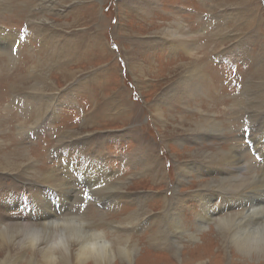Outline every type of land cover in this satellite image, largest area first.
<instances>
[{
  "label": "rangeland",
  "instance_id": "obj_1",
  "mask_svg": "<svg viewBox=\"0 0 264 264\" xmlns=\"http://www.w3.org/2000/svg\"><path fill=\"white\" fill-rule=\"evenodd\" d=\"M263 109L264 0H0L7 224L56 214L62 227L139 244L133 263L109 264H264L237 249L221 256L215 229L225 216L249 225L264 214ZM222 149L242 152L250 170L220 161ZM178 220L190 234L179 236ZM22 252L6 264H28Z\"/></svg>",
  "mask_w": 264,
  "mask_h": 264
},
{
  "label": "bare ground",
  "instance_id": "obj_2",
  "mask_svg": "<svg viewBox=\"0 0 264 264\" xmlns=\"http://www.w3.org/2000/svg\"><path fill=\"white\" fill-rule=\"evenodd\" d=\"M141 3V2H140ZM175 24V23H174ZM176 25V24H175ZM183 25V24H182ZM184 27V25H183ZM187 27V26H186ZM181 29V28H180ZM185 29V28H184ZM189 30V29H188ZM183 31V29H182ZM181 31V32H182ZM185 31V30H184ZM2 33V32H1ZM16 33V32H15ZM179 33V32H178ZM183 33V32H182ZM176 34V32H175ZM191 34V33H190ZM167 35V33H166ZM181 35V34H180ZM192 35V34H191ZM172 36V35H171ZM186 36V34H185ZM189 36V34H188ZM193 37V36H192ZM11 38V37H10ZM184 38V37H182ZM6 39V38H5ZM13 38L12 41H14ZM184 40V39H183ZM11 41V40H10ZM11 41V42H12ZM174 41V40H173ZM185 41V40H184ZM10 42V43H11ZM179 43V42H178ZM177 43V44H178ZM9 44V42H8ZM173 45V44H172ZM185 45V44H184ZM187 45V44H186ZM196 46V44H195ZM193 47V46H192ZM190 55H197L196 51L193 48L188 50ZM196 57V56H195ZM199 65V64H198ZM201 65V64H200ZM200 70V69H199ZM95 72V71H94ZM191 76L186 78L188 83L194 81V76L198 75L197 71V62L193 63V68H191ZM185 73V72H184ZM187 74V73H186ZM201 74V73H200ZM206 75V74H205ZM200 76V75H199ZM80 78V77H79ZM197 78V77H196ZM203 78V77H202ZM201 80V79H200ZM202 81V80H201ZM35 82V81H34ZM197 83V79L195 80ZM250 83V82H249ZM22 84V83H21ZM183 84V83H182ZM200 84V83H199ZM30 85V84H29ZM186 85V83H185ZM189 85V84H187ZM191 86L193 84H190ZM197 85V84H196ZM195 85V86H196ZM45 86V85H44ZM179 86V85H178ZM199 86V85H198ZM204 86V85H203ZM32 87V86H31ZM41 87V86H40ZM173 87V86H172ZM187 87V86H186ZM194 87V86H193ZM200 87V86H199ZM189 88V87H188ZM172 89V88H171ZM203 89V88H202ZM205 89V88H204ZM177 90V89H176ZM200 91V90H199ZM204 91V90H203ZM207 93V92H206ZM202 94V92H201ZM237 94V93H236ZM245 94V93H244ZM174 95V94H173ZM172 96V95H171ZM170 97V96H169ZM168 97V98H169ZM176 98V97H175ZM167 100V99H166ZM171 100V99H170ZM165 102V101H164ZM156 104V103H155ZM252 104V103H249ZM160 106V104H159ZM158 106V107H159ZM196 106V105H195ZM242 106V105H241ZM157 107V106H156ZM254 107V105L252 106ZM224 109V108H223ZM242 109V107H241ZM250 109V108H249ZM252 109V108H251ZM169 110V109H168ZM239 110V109H238ZM264 110V109H263ZM253 111V110H252ZM251 111V112H252ZM250 112V113H251ZM164 113V112H163ZM163 115V114H162ZM254 118V117H253ZM175 119V118H174ZM207 121V120H206ZM253 121V120H252ZM251 121V122H252ZM45 122V121H44ZM205 122V121H204ZM38 123V122H37ZM51 125V124H50ZM204 125V124H203ZM52 126V125H51ZM213 126V125H212ZM210 127V126H209ZM32 128V127H31ZM207 128V126L205 127ZM261 128V127H260ZM221 129V128H220ZM205 130V129H204ZM208 130V128H207ZM206 132V131H205ZM67 133V132H66ZM263 133V132H262ZM264 134V133H263ZM263 134H261L263 136ZM36 135V134H35ZM69 135V134H68ZM34 136V135H33ZM67 136V135H66ZM260 137V136H259ZM262 138V137H261ZM68 140V139H67ZM66 141V140H65ZM264 142V139H263ZM261 143V142H260ZM234 147V146H233ZM237 147V146H236ZM242 148V147H241ZM222 155H220V161L223 160L226 163H229L231 167H235L236 170L247 171L250 170L247 162L245 161L242 152H238L237 149L232 150H223L221 151ZM220 154V153H219ZM24 161H28L26 164L21 163L20 165H29L30 161H32L33 157L30 154H24ZM30 155V157H29ZM218 155V154H217ZM206 157V156H205ZM218 158V156H216ZM215 157V158H216ZM252 159V158H251ZM97 163V162H96ZM179 163V162H178ZM221 163V162H220ZM223 164V163H222ZM19 165V166H20ZM6 166V165H5ZM15 166V165H14ZM179 166V165H178ZM248 166V167H247ZM9 167V166H8ZM13 167V166H12ZM225 167V166H224ZM232 168V169H233ZM7 170V169H6ZM234 170V169H233ZM231 171V170H230ZM243 171V172H244ZM40 173H44L43 171H39ZM49 172V171H48ZM235 172V171H234ZM237 172V171H236ZM251 172V171H250ZM253 172V171H252ZM53 174V173H52ZM188 174V173H187ZM213 174V173H212ZM234 174V173H233ZM240 176V171L238 173ZM256 174V173H255ZM254 174V176H255ZM58 175V174H57ZM245 175V174H243ZM252 175V173H251ZM260 175V174H259ZM49 176V175H48ZM250 176V175H249ZM47 177V176H45ZM244 177V176H241ZM181 177H178V179ZM240 179V177H237ZM237 178L235 180H237ZM252 178V177H251ZM257 178V177H256ZM259 180L264 179V171H262L261 176H258ZM46 179V178H45ZM184 179V178H182ZM220 179V178H219ZM231 179V178H229ZM57 180V179H56ZM185 180V179H184ZM228 180V179H227ZM232 180V179H231ZM70 181V180H69ZM68 181V183H69ZM225 181V180H224ZM230 181V180H229ZM57 182V181H56ZM97 182V181H96ZM99 182V181H98ZM215 182V181H213ZM222 182V181H221ZM233 182V181H232ZM238 182V181H236ZM65 183V182H64ZM95 183V182H94ZM226 183V182H225ZM255 183V182H254ZM228 184V183H227ZM235 184V183H234ZM261 184V183H260ZM263 184V183H262ZM55 186V183H54ZM67 186V185H66ZM65 186V187H66ZM218 186V185H217ZM263 186V185H262ZM261 186V187H262ZM41 187V186H40ZM59 187V186H58ZM171 187V186H170ZM230 187V186H229ZM232 187V186H231ZM244 187V186H243ZM255 187V186H252ZM257 187V186H256ZM124 188V187H123ZM250 188V187H249ZM248 188V189H249ZM264 192V187H262ZM64 189V188H63ZM70 190V189H69ZM72 190V189H71ZM253 190V189H252ZM251 190V191H252ZM39 191V190H38ZM250 191V192H251ZM65 192V191H64ZM40 193V192H39ZM66 193V192H65ZM249 193V192H247ZM42 194V193H41ZM261 192L259 193V195ZM67 195V194H66ZM65 195V196H66ZM70 195V194H69ZM44 196V195H43ZM243 196V195H242ZM256 196V195H255ZM74 197V196H73ZM116 197V196H115ZM199 197V196H198ZM91 198V197H90ZM262 198V197H261ZM68 199V198H67ZM70 199V198H69ZM204 206L205 213H212L215 211L214 208H211V203L205 198H201ZM249 201V200H248ZM226 202V201H225ZM264 202V201H263ZM76 203V202H75ZM227 203V202H226ZM258 202L252 203L251 207H254ZM68 205V204H67ZM149 205V204H148ZM257 206V205H256ZM228 207L232 208L228 204ZM259 213H264V204L259 202L258 206ZM255 209V208H254ZM250 210L253 211L251 208ZM64 211V210H63ZM248 212V211H247ZM257 212V211H255ZM133 213V212H132ZM245 213V212H244ZM243 214V213H242ZM250 214V213H249ZM258 214V213H257ZM209 215V214H208ZM215 216V212L211 214V216ZM232 215L225 216L219 220V222L215 225L217 232H219V236H217V242H221V256L222 252L225 249L232 250L237 249L238 252L242 256H251L256 253V255L264 256V214H262L261 218L256 219L254 221L255 224L246 225V223L240 220H234ZM240 216V215H239ZM253 216V215H252ZM256 216V215H255ZM129 217V216H128ZM137 217V216H136ZM177 217V216H176ZM243 217V215H242ZM241 217V218H242ZM245 217V216H244ZM260 217V216H259ZM9 218V217H7ZM48 220V225L42 222L41 225L32 226L28 223H9L5 222V217L3 219V215L0 212V223L4 225V228L0 231V239L2 241V246H7L5 251V257H0V264H6L8 256H10L12 250L15 251H23L21 254V260L28 264H109L113 259H123L128 262L133 263L135 260L134 256L136 255V251H138L139 244L137 242L130 241L127 236H113V238H107L106 233L91 228L80 223L73 222L71 225H57L55 221L58 219L56 214L49 215L46 214L42 217ZM70 218V216H69ZM73 218V217H72ZM76 218V216L74 217ZM215 218V217H214ZM220 218V217H219ZM255 218V217H254ZM135 219V218H134ZM218 219V218H217ZM237 219V218H236ZM253 219V218H252ZM15 221V220H11ZM10 221V222H11ZM22 221V219H21ZM62 221V219H61ZM75 221V220H74ZM218 221V220H217ZM245 221V220H244ZM247 221V219H246ZM252 221V220H251ZM70 222V221H69ZM82 222V221H81ZM85 222V221H84ZM235 222V224H233ZM248 222V221H247ZM119 223V222H118ZM134 220H127V224H133ZM251 223V222H250ZM11 224V225H10ZM82 224V225H81ZM176 224V223H175ZM202 224V223H201ZM24 225V226H23ZM36 225V224H35ZM203 225V224H202ZM202 225H199V229ZM29 228L31 232L27 235L21 236L19 233L21 229ZM174 228L179 232L180 237H184L185 234L189 233V228L184 226L179 220ZM25 231V230H23ZM215 231V230H214ZM44 233L45 235H42ZM190 234V233H189ZM198 234V233H197ZM193 237V236H192ZM205 237V236H204ZM20 238V239H19ZM198 238V237H197ZM176 240V238H175ZM198 241L201 242L199 239ZM181 243V242H180ZM0 246V247H2ZM5 246V247H6ZM206 246V245H205ZM4 247V248H5ZM196 247V246H194ZM3 248V247H2ZM180 248V247H179ZM12 249V250H11ZM226 251V250H225ZM208 253V252H207ZM227 253V252H226ZM231 253V252H230ZM138 255V254H137ZM207 255V254H206ZM227 255V254H226ZM205 256V255H204ZM225 256V254H224ZM231 256V255H230ZM216 257V256H214ZM18 259V258H17ZM152 259V258H151ZM231 259V258H230ZM120 260V259H119ZM118 260V261H119ZM11 261V260H10ZM23 262V263H24ZM114 262V261H113ZM122 262V261H121ZM144 264V263H143ZM158 264V263H157ZM194 264H206L205 261L200 260L195 262Z\"/></svg>",
  "mask_w": 264,
  "mask_h": 264
}]
</instances>
